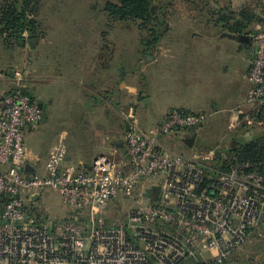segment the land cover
Masks as SVG:
<instances>
[{
	"label": "built area",
	"instance_id": "1",
	"mask_svg": "<svg viewBox=\"0 0 264 264\" xmlns=\"http://www.w3.org/2000/svg\"><path fill=\"white\" fill-rule=\"evenodd\" d=\"M253 57L247 104L264 106V33L250 35ZM0 97V264H223L247 239L264 210V180L244 168L216 172L215 151L183 156L163 137L198 132L203 114L171 110L150 129L129 112L126 152L98 155L89 169L67 162L63 143L52 147L44 173L30 172L26 130L43 121L40 106L25 92L21 74ZM157 204L127 212L104 225L97 216L118 197H130L151 179ZM46 190L61 204L88 216L84 229L71 221L48 224L31 214ZM86 227V228H85Z\"/></svg>",
	"mask_w": 264,
	"mask_h": 264
},
{
	"label": "crops",
	"instance_id": "2",
	"mask_svg": "<svg viewBox=\"0 0 264 264\" xmlns=\"http://www.w3.org/2000/svg\"><path fill=\"white\" fill-rule=\"evenodd\" d=\"M207 1L211 4L214 15L206 13L210 16L205 17L197 9H188L186 13L178 14L166 27L160 43L146 48V70L151 89L146 91L145 100L148 105L161 103L162 108L156 118L143 129L152 128L171 110L207 116L198 132L168 136L174 144L179 143L183 147L181 153L185 156L197 152L193 151V147H197L198 140V146L202 147V140L207 138L208 148L219 155L225 151L221 148L227 149L233 141L264 134V128L261 125L256 127V123L252 122L261 106L252 108L247 104V95L251 90L247 74L253 57L252 43L250 40L248 45L242 44L236 39L241 35L250 38L256 31L264 33V0ZM243 12L253 20L241 18L240 14ZM223 15L228 17L227 22L220 19ZM34 17L37 19V14ZM235 25L240 27V31L231 32L229 28ZM59 32L64 37L57 41L55 36ZM73 32L78 33L79 37L69 36ZM23 37L25 42L21 47L25 46L34 52V57L31 56L30 62H27V70H24L25 92L40 106L43 113V121L38 128L26 130L24 134L30 172L44 173L47 156L58 143H63L66 148L67 162L79 168L89 169L98 155L123 156L126 152L124 137L129 124L127 116L129 112L136 115V104L143 93L136 88L123 90L126 70L114 65V60L113 63L108 62L113 58L112 50L108 52V46L101 42L103 38L100 40L96 30L44 28L40 22L32 38L26 32ZM9 69V66L6 69L5 61L0 62V97L13 88L14 78ZM130 74H133L131 69ZM114 77L115 93L110 96L115 99L106 108L102 105V100L106 98L101 99L99 93L103 92L106 96L109 94L107 92L110 90H107L105 84ZM66 98L79 100L77 105L71 104L78 106L79 116L95 113L99 108L105 109L107 114L111 111V123L105 131H98L100 135L94 136L93 143H89L87 139L80 140L79 145L69 142L67 128L61 127L58 131L55 130L52 138H43L41 131L48 116L57 106L68 107ZM83 98L88 100L86 106L80 103ZM100 105L103 107H99ZM240 130L242 131L239 133ZM190 138H194L192 146L186 144ZM171 150L178 151L174 147ZM222 167L223 164L218 161L213 164L216 172H225ZM158 179L160 178L156 177L146 182L132 195L134 207L157 204L159 192L151 182ZM45 194L46 192L41 194L36 204H43ZM117 200L121 201L122 198L115 199L107 212L97 216L104 225L121 221L125 217L114 214L113 210L118 206ZM51 214L50 218H46L49 220L48 224L71 221L84 229L89 221L88 216H80L74 210L62 206L58 210L54 209ZM257 241H261L258 247L254 244ZM262 244L264 245V210L245 242L229 255L225 264H264Z\"/></svg>",
	"mask_w": 264,
	"mask_h": 264
},
{
	"label": "rangeland",
	"instance_id": "3",
	"mask_svg": "<svg viewBox=\"0 0 264 264\" xmlns=\"http://www.w3.org/2000/svg\"><path fill=\"white\" fill-rule=\"evenodd\" d=\"M118 1L119 0H40L35 10L37 19H35L34 15L29 16V18H34L35 21L37 20L38 22H40V25L44 28L56 27L57 29H60L65 27L73 31H75V29L96 30L97 35L100 36V40L101 38H103L101 42H104V44L108 46V52L112 50L111 52L113 58L108 62L113 63L112 60H114V65L120 67L122 66L126 70V76L124 77V80L122 82V87L124 88L123 90L130 91L131 88H136L143 93L136 104L135 115L138 117L136 120H138L137 122L139 126L143 128L148 124V122L156 118V114L162 108L161 103H158L157 105L156 103L148 105L145 100L146 91H150L151 89L148 82L146 70V43H153L155 38L154 36L150 37L145 30L143 32L140 31L136 22L129 23V25L123 23H111L108 19L107 14L104 12V6L107 2L117 3ZM154 1L157 2V0ZM161 2L163 3H160V0H158L156 4L165 11L164 15L162 14L160 17V22H162L166 27H168L173 22L174 18L178 17V14H184L188 9L193 10L194 8H196V6H202V3L200 2H196L194 5L190 6H186L185 4L181 5L179 1H176L174 3L167 1L164 2V0H162ZM158 15L160 14H154L153 19L151 20L150 28L152 29V32L153 30L157 31L159 29L157 26V24H159L157 21ZM203 15L205 17L210 16L205 12H203ZM57 34L58 35L55 36L57 41L61 40L64 37L62 35L63 33L61 32ZM28 36L30 35L28 34ZM69 36L79 37L78 33L75 34V32H73V34H70ZM161 39L159 43L162 41ZM33 53V51L25 48V46L23 48L17 46L10 47L3 45L0 41V62H6V69L9 66V73L13 75V78L15 74L19 73L24 79V70H27V62H30V57H34ZM130 69L131 72H133L132 75L130 74ZM115 77L108 80L105 84L107 90H110L107 92L109 93L107 94V96L103 92H97L99 93L101 99L103 97L106 98L102 100L104 101L102 105L106 108H109L113 104L115 99V97L110 96L112 93H115L113 91V88L115 86ZM72 100V98H66L65 102L66 104H69L67 105L68 107L63 108L57 106L48 116V121L41 131L44 139L52 138L54 136L55 130L58 131L61 127L67 128V139L69 140V142H75L76 145H79L80 140L87 139L89 143H93L95 140L94 136L100 135L98 131H105L111 123L113 118V116L110 114L111 111L109 112V114H107V111L105 109L103 110L99 108L103 107L102 105L98 107L99 109L95 113L87 115L83 114L82 116H79V110H77L78 106L75 107L71 105L73 103L74 105H77V102H79V100L76 98L74 99V101ZM80 101V103H83L84 106H86L88 100L86 98H83L82 100L80 99ZM262 109H264V107L260 108L259 112L257 111V116L254 115L253 118H251L253 119L252 122L256 123V127L258 125H261V127L264 128V110ZM81 122H83V124H80ZM252 127H254V124ZM241 131L242 130H240L239 133ZM202 141L204 145L202 147L198 146V140V145L197 147H193V151H211V149L208 148L209 146H207V138ZM161 143L169 150L174 147L176 150H178L177 152H175L176 154L185 156L184 153H181L183 152L181 151L183 150V147L179 143L174 144L171 137H163ZM221 149L225 150V147H222ZM45 192L46 194L43 196V204L41 205V203L38 204L37 202L35 207L31 209V214L37 222L44 221L48 223L49 220H47L46 218H50V216H52V211L54 209L58 210V208H60L62 204L57 193L50 190H46ZM131 197L132 196L118 197L117 199L122 198V200H117L118 206L113 210L114 214H119L121 217H123L129 210L137 208L132 204ZM43 205L45 210L42 207ZM43 210L45 213L43 212ZM55 219L58 220V218ZM254 244L258 247L259 245H261V241H257V243Z\"/></svg>",
	"mask_w": 264,
	"mask_h": 264
},
{
	"label": "trees",
	"instance_id": "4",
	"mask_svg": "<svg viewBox=\"0 0 264 264\" xmlns=\"http://www.w3.org/2000/svg\"><path fill=\"white\" fill-rule=\"evenodd\" d=\"M162 0H160V3ZM183 2L185 5H194L196 2L202 3V6H196L201 12L212 13L211 4L207 0H164V2ZM40 0H0V41L5 46H23L25 40L23 34L26 32L33 37L37 29L38 22L29 16L36 14V6ZM158 2V0H157ZM154 0H119L117 3L107 2L104 6V12L107 14L111 23L128 24L136 22L140 31H146L150 37L155 38L153 43H146L147 46L151 44H158L163 36L166 26L160 22L161 15L165 13ZM193 9V10H194ZM159 13L157 21L159 24L158 30L155 31L150 28L151 20L154 14ZM212 15H214L212 13ZM241 18L251 21L252 17L247 16L244 12L240 14ZM223 22H227V16H220ZM258 22V21H257ZM236 26V27H235ZM229 28L231 32L240 31V27L235 25ZM153 33V34H152ZM262 106L261 108H263ZM264 110V109H262ZM217 161L223 164V169L243 168L245 171L254 172L262 176L264 180V134L253 135L249 139L233 141L231 145L225 149L223 154H219ZM216 161V162H217ZM228 171V170H227ZM34 208V207H33ZM75 223V222H74ZM226 260L223 264H225ZM183 263L201 264L194 260H187ZM214 264V263H208Z\"/></svg>",
	"mask_w": 264,
	"mask_h": 264
},
{
	"label": "water",
	"instance_id": "5",
	"mask_svg": "<svg viewBox=\"0 0 264 264\" xmlns=\"http://www.w3.org/2000/svg\"><path fill=\"white\" fill-rule=\"evenodd\" d=\"M236 39L242 44L248 45L250 43V38L248 36L241 35V36H238ZM193 143H194V138H190L186 141V144L188 146H192Z\"/></svg>",
	"mask_w": 264,
	"mask_h": 264
}]
</instances>
